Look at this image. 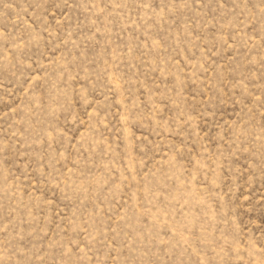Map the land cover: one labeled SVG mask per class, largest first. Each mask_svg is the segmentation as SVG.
I'll return each mask as SVG.
<instances>
[{
    "label": "rangeland",
    "instance_id": "rangeland-1",
    "mask_svg": "<svg viewBox=\"0 0 264 264\" xmlns=\"http://www.w3.org/2000/svg\"><path fill=\"white\" fill-rule=\"evenodd\" d=\"M0 264H264V0H0Z\"/></svg>",
    "mask_w": 264,
    "mask_h": 264
}]
</instances>
